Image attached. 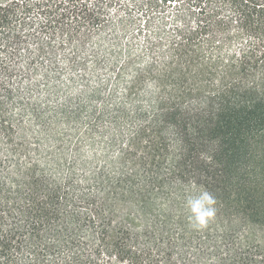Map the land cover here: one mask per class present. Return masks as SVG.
Instances as JSON below:
<instances>
[{
	"label": "trees",
	"instance_id": "1",
	"mask_svg": "<svg viewBox=\"0 0 264 264\" xmlns=\"http://www.w3.org/2000/svg\"><path fill=\"white\" fill-rule=\"evenodd\" d=\"M39 4L50 34L66 18L99 20L81 0ZM144 7L169 9L171 26L155 31L152 60L128 54L119 68L132 72L112 120L127 127L119 152L59 179L14 113L22 92L8 60L28 5L0 4V264H264V0ZM77 35L65 38L82 46ZM203 192L216 215L198 228L189 201Z\"/></svg>",
	"mask_w": 264,
	"mask_h": 264
},
{
	"label": "rangeland",
	"instance_id": "2",
	"mask_svg": "<svg viewBox=\"0 0 264 264\" xmlns=\"http://www.w3.org/2000/svg\"><path fill=\"white\" fill-rule=\"evenodd\" d=\"M15 1L28 5V10L24 13L18 6L16 28L25 41L8 60L14 72L10 84L22 92L14 113L17 118L23 114L26 140L38 146L34 158L42 168L59 179L72 168L82 178L84 171L116 157L127 134L125 124L117 131L112 121L132 73L119 78V68L128 54L140 56L137 63L152 60L151 40L160 26L170 28L172 14L163 8L146 11L144 3L150 0H81L99 20L66 18L50 34L53 30L39 28L47 18L39 3L60 0H0V4ZM147 15L152 16L149 27ZM21 20L28 24L20 25ZM70 29L78 32L74 42L81 41L82 46L65 38ZM40 41L48 44L43 56L36 53ZM114 133L121 137L108 148Z\"/></svg>",
	"mask_w": 264,
	"mask_h": 264
},
{
	"label": "clouds",
	"instance_id": "3",
	"mask_svg": "<svg viewBox=\"0 0 264 264\" xmlns=\"http://www.w3.org/2000/svg\"><path fill=\"white\" fill-rule=\"evenodd\" d=\"M215 198L208 192H203L194 200L189 201L193 212V220L198 228H205L215 218Z\"/></svg>",
	"mask_w": 264,
	"mask_h": 264
}]
</instances>
